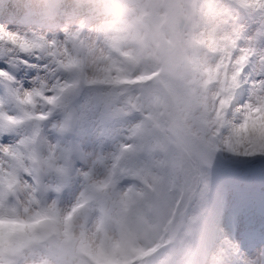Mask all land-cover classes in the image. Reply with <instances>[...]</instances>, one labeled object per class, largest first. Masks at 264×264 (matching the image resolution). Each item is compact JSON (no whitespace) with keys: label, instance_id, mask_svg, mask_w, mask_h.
Masks as SVG:
<instances>
[{"label":"rangeland","instance_id":"rangeland-1","mask_svg":"<svg viewBox=\"0 0 264 264\" xmlns=\"http://www.w3.org/2000/svg\"><path fill=\"white\" fill-rule=\"evenodd\" d=\"M199 1L179 0L188 64L164 77L181 114L169 121L153 79L182 54L163 0H0V15L16 7L15 47L57 63L30 72L33 98L15 77L0 81L30 173L0 186L23 217L0 264H140L169 229L176 246L158 264H264V0H207L205 24ZM111 19L118 31L95 28ZM44 92L53 115L41 120L32 106ZM201 168L211 189L188 203Z\"/></svg>","mask_w":264,"mask_h":264},{"label":"bare ground","instance_id":"bare-ground-1","mask_svg":"<svg viewBox=\"0 0 264 264\" xmlns=\"http://www.w3.org/2000/svg\"><path fill=\"white\" fill-rule=\"evenodd\" d=\"M7 13L1 12L0 15V81L8 76L15 77V91H18L19 97L22 98H33L35 96V90L30 72H39V71H51L53 67L57 65L52 58L45 59L44 54H34V52L29 50H22L20 48H16L14 42L18 38L20 27L17 24L16 19V7L11 5L9 7ZM6 9V8H5ZM116 22L119 21L115 19H111L110 21L98 20L94 22L95 28L102 30L103 32L109 33L110 31H105V28L110 30H116ZM113 34V32L111 31ZM104 42L108 40L103 38ZM9 41V44L5 42ZM6 49L3 51V49ZM103 48H99L102 50ZM111 51L115 49L113 47L110 48ZM102 56V54H98V56ZM25 58L29 61L28 71L19 65L22 62L21 58ZM110 63L118 64L115 58H109L111 56H106ZM105 60L104 58H102ZM10 62V63H9ZM102 60L100 61V63ZM11 63H14V66H10ZM45 63V65H44ZM29 72V73H28ZM9 78V77H8ZM0 91V95H1ZM40 103L37 105H33L32 108L34 111H37L38 115L41 119H44L48 112L50 111L49 106L54 102V96L48 95L47 92L41 94ZM45 101L46 104L43 105L41 102ZM13 117V111L10 107H8L2 98H0V134L1 131L5 129H9L8 125L11 123ZM19 136L12 135H0V171L2 175L11 174V172L18 171V174H22L24 171L20 170V164L23 163L21 155L18 153V149H20V139ZM15 170V171H14ZM54 195L50 196V199H54ZM53 198V199H52ZM17 209L16 206H14ZM8 211V205L4 202L0 201V248L7 247L11 243V239L16 232L17 226L22 224L23 218L22 216H18V220L12 218L13 216L8 215L6 213Z\"/></svg>","mask_w":264,"mask_h":264},{"label":"water","instance_id":"water-1","mask_svg":"<svg viewBox=\"0 0 264 264\" xmlns=\"http://www.w3.org/2000/svg\"><path fill=\"white\" fill-rule=\"evenodd\" d=\"M165 5L170 10L169 13H171V17L174 20V22H176V20H178V19L181 20V23L178 24V26H179V28L182 31L183 25L185 23V19H184L182 13L180 12L177 0H166L165 1ZM182 36H183V34H182ZM178 44L182 48V40H178ZM182 52H183L182 62L179 65H172L171 67L167 68L166 70H164L163 72L158 74L157 78L159 80H160L162 75L171 74V73H173L175 71H179V70H182L183 68H185L186 63H187V56H186V52H185L184 49H182ZM170 103H171L172 112L176 113L178 116H180V113L178 111V107L176 106V103L174 102V100L172 98H170Z\"/></svg>","mask_w":264,"mask_h":264},{"label":"trees","instance_id":"trees-1","mask_svg":"<svg viewBox=\"0 0 264 264\" xmlns=\"http://www.w3.org/2000/svg\"><path fill=\"white\" fill-rule=\"evenodd\" d=\"M203 1V0H202ZM213 10V8H211V6H209V2L208 1H205V2H200L198 3V13L196 14L197 15V18L198 20H200L203 24L206 23L208 17L210 16V10ZM197 23V22H196ZM198 24V23H197ZM199 25V24H198ZM159 211V210H158ZM160 212V211H159ZM162 216H164L162 214ZM163 226L162 225L161 227H155L153 229V235H152V244L157 241V239L159 240V236L160 234L162 233V230H163ZM178 263L177 261L175 262V264Z\"/></svg>","mask_w":264,"mask_h":264}]
</instances>
